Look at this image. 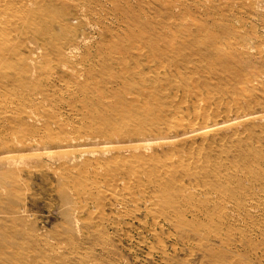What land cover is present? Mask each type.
<instances>
[{
	"label": "rangeland",
	"instance_id": "1",
	"mask_svg": "<svg viewBox=\"0 0 264 264\" xmlns=\"http://www.w3.org/2000/svg\"><path fill=\"white\" fill-rule=\"evenodd\" d=\"M115 1H128L156 38V71L144 68L156 104L128 78L134 90L108 84L101 103L63 87L23 115L19 96L0 89L16 121L8 138H34L37 149L8 152L0 141V164L20 169L0 185L11 191L0 198V264H264V0ZM126 11L104 21L115 34ZM85 28L95 43L124 37ZM226 111L239 116L234 124L181 135ZM134 137L150 141L141 159L102 144Z\"/></svg>",
	"mask_w": 264,
	"mask_h": 264
},
{
	"label": "bare ground",
	"instance_id": "2",
	"mask_svg": "<svg viewBox=\"0 0 264 264\" xmlns=\"http://www.w3.org/2000/svg\"><path fill=\"white\" fill-rule=\"evenodd\" d=\"M126 2L128 1L0 0V89H8V92L11 91V93H16L19 96V103L25 107L21 109L23 115L27 114L25 109L42 105L50 98V94L53 95L58 90L63 91V87L68 93L82 95V101L89 97L90 101L101 103L105 95L104 87L108 84L116 85L119 82L124 84L126 88L128 86L131 90H134L137 86L135 89L137 91L134 92L135 96H139V94L149 96L152 98V103L155 101L156 104V86H154L156 80L146 76L144 68H152L155 73L156 51L159 52L160 50L156 49V38L146 35L145 28H147L148 23L131 11H126L124 9L127 5ZM111 11L114 13L126 11L123 15L121 14V18L128 26L123 27V29L120 28L118 34H115L104 22L108 19V16H112L114 19V16L109 13ZM263 17L262 14V19ZM85 27H88V31H98L96 34L99 37L103 32L111 38L119 35H124V37L109 43H104L103 38H99L101 42L95 43L92 34L89 37L84 33ZM141 27L144 30H141ZM136 34L138 38L133 40L132 37L134 38ZM255 37L257 38V35ZM91 48H96L95 55L91 54ZM166 49L167 52L172 53L174 51L173 43L168 42ZM115 66H117L116 70H114ZM98 76L101 77L100 79L105 78L101 91H96L100 82H94V79ZM128 78L136 80V86L131 85L127 81ZM148 81L150 83L147 84ZM38 82H41L42 85L37 84ZM111 90V87L106 89L107 93H111ZM116 92L120 100L125 102V95H121L120 90ZM240 99L242 98L240 97ZM132 101H136V98H133ZM106 106L109 107V105ZM152 107L155 109L156 105L141 106V109L148 113L152 110ZM92 109L95 110V108ZM12 110L11 105L0 107V115H2L0 117V128L7 131V139L5 136H1L3 132H0V141L5 143L8 152L21 151L32 154L37 150L31 146L34 138L22 136V138L15 141L17 145H13L10 138H8L14 131V128H9V125L15 119L11 117L14 115ZM15 115H17L16 112ZM237 117H239L237 114L232 116L229 111H226L221 123L214 121L211 125H208L205 121L206 124L200 123L202 127L196 130L192 129L181 135L184 138L196 137V134L204 135L218 130L222 127V124L223 126L234 124L235 120L238 119ZM174 120V117L169 118L167 115L165 119L167 122L166 127L173 126ZM160 121L161 119L156 118V128L160 125ZM14 122L16 124L15 120ZM48 138L52 139L51 136H48ZM63 142L68 146L76 147L73 145L75 143L74 139H64ZM112 143L118 144L116 146L118 151L120 149H133L135 151L134 149H136L140 152L148 149V145H150L149 139L141 137L127 138L125 141H105L102 144L105 146L107 144L112 145ZM33 156L38 157L37 155ZM138 156L141 159L144 154L140 152ZM19 170L14 162L5 165L0 164V185L8 175H15ZM7 185L10 189L13 188L11 183ZM10 192V190L4 188L3 192L0 193V198H11L8 195Z\"/></svg>",
	"mask_w": 264,
	"mask_h": 264
}]
</instances>
